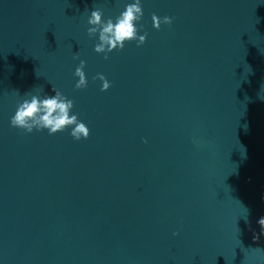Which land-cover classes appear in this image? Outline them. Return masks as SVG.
Instances as JSON below:
<instances>
[{
    "label": "water",
    "instance_id": "95a60500",
    "mask_svg": "<svg viewBox=\"0 0 264 264\" xmlns=\"http://www.w3.org/2000/svg\"><path fill=\"white\" fill-rule=\"evenodd\" d=\"M134 2L0 0V264H264V0H141L105 59ZM53 88L88 139L11 126Z\"/></svg>",
    "mask_w": 264,
    "mask_h": 264
},
{
    "label": "clouds",
    "instance_id": "9594fccd",
    "mask_svg": "<svg viewBox=\"0 0 264 264\" xmlns=\"http://www.w3.org/2000/svg\"><path fill=\"white\" fill-rule=\"evenodd\" d=\"M104 13L97 9L91 12L88 24L90 37H94L99 32V43L95 47L98 54H105V59L108 58L107 53L114 50H123L126 42L137 41V46H142L147 40V33L145 35H138L137 23L143 18V9L141 0H135L126 6L116 19L109 18L107 21L103 20ZM154 26L160 30L161 24L171 25L172 19L164 17L163 20L153 15ZM75 59H79L76 55ZM86 64L84 61L80 62V66L76 68L75 76L79 77L76 84L77 89H84L88 86L87 77L84 71ZM94 79L103 81L101 91H108L111 87L110 82L103 76L98 75ZM54 96H45L41 99L38 95H32L31 92L25 94L30 95L31 99H25L18 105L15 115L11 118V126L20 129L26 134L36 131L47 130L49 135H56L71 128V136L79 141L82 138L88 139L90 136L89 128L80 122L77 115H72L74 102L65 97L60 91L53 88ZM261 229L264 230V218L258 221ZM178 235V233L176 234Z\"/></svg>",
    "mask_w": 264,
    "mask_h": 264
}]
</instances>
